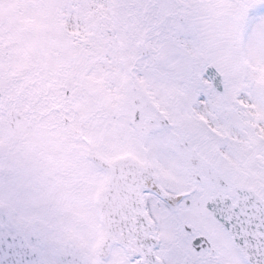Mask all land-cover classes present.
I'll use <instances>...</instances> for the list:
<instances>
[{"label": "snow or ice", "instance_id": "6c2138e0", "mask_svg": "<svg viewBox=\"0 0 264 264\" xmlns=\"http://www.w3.org/2000/svg\"><path fill=\"white\" fill-rule=\"evenodd\" d=\"M0 264H264V0H0Z\"/></svg>", "mask_w": 264, "mask_h": 264}]
</instances>
